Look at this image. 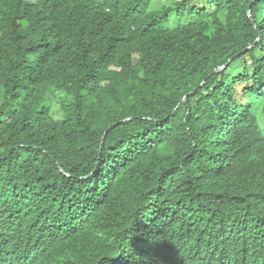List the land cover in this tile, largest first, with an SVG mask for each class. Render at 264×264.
<instances>
[{
	"label": "trees",
	"instance_id": "obj_1",
	"mask_svg": "<svg viewBox=\"0 0 264 264\" xmlns=\"http://www.w3.org/2000/svg\"><path fill=\"white\" fill-rule=\"evenodd\" d=\"M0 264H264V0H0Z\"/></svg>",
	"mask_w": 264,
	"mask_h": 264
},
{
	"label": "rangeland",
	"instance_id": "obj_2",
	"mask_svg": "<svg viewBox=\"0 0 264 264\" xmlns=\"http://www.w3.org/2000/svg\"><path fill=\"white\" fill-rule=\"evenodd\" d=\"M157 2L154 4V6L156 7ZM199 5H201V3H199ZM223 19V15L221 17ZM191 20V18L187 15L184 14L181 17L178 18H174L172 21L169 22L168 27L170 28H175L181 25H184L186 23H188ZM239 64H237L238 66ZM240 70V67H236V69L234 70V72H238ZM51 102V100H50ZM55 109L58 107V105L55 103V105L53 106Z\"/></svg>",
	"mask_w": 264,
	"mask_h": 264
}]
</instances>
